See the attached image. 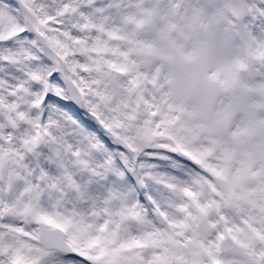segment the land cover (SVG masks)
<instances>
[{"label": "snow or ice", "instance_id": "1", "mask_svg": "<svg viewBox=\"0 0 264 264\" xmlns=\"http://www.w3.org/2000/svg\"><path fill=\"white\" fill-rule=\"evenodd\" d=\"M0 264H264V0H0Z\"/></svg>", "mask_w": 264, "mask_h": 264}]
</instances>
